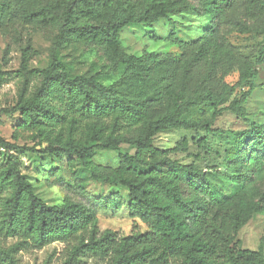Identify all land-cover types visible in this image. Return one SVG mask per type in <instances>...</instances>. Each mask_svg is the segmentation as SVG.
Returning <instances> with one entry per match:
<instances>
[{
  "label": "trees",
  "instance_id": "16d2710c",
  "mask_svg": "<svg viewBox=\"0 0 264 264\" xmlns=\"http://www.w3.org/2000/svg\"><path fill=\"white\" fill-rule=\"evenodd\" d=\"M47 2L45 16L56 22L58 36L48 66L33 72L37 87L28 93L24 83L20 90L13 110L20 118L14 137L17 131L31 133L38 140L36 145L44 146L27 151L55 159L75 157L94 182L125 189L129 216L145 229L120 237L100 231L95 217L79 205L48 206L11 162L0 172V184L8 180L11 186L4 203L7 233L21 230L39 246L71 245L64 264H77L80 257L105 264H264L262 247L242 249L236 240L250 219L264 211V194L258 201L249 200L239 186L225 197L209 187L204 171L173 162L153 147L158 134L171 130L203 131L222 138L225 132L212 126L229 113L249 126L234 134L235 158L249 161L257 170L264 168V127L250 122L245 109L252 93L261 87L255 81L256 68L264 66V44L249 63L238 58L226 41L236 31L251 30L264 39V27L255 25L264 18V0L203 4L204 14H212L218 25L193 43L176 42L179 57L128 56L118 36L131 25H151L169 15L190 12L185 0H147L138 12L131 0ZM239 5L243 15L233 16ZM74 42L103 46L111 59L109 69L92 64V76H72L59 59V49ZM199 65L204 71L195 74ZM220 67L239 70L234 85L211 86ZM111 77L116 79L112 84H102ZM161 103L164 111L155 115L153 107ZM204 111L209 118L201 122L198 117ZM123 146L126 153L116 168L94 164L97 151L121 152ZM180 147L186 151L184 140ZM16 149L0 138V155ZM246 150L252 155L249 159L242 156Z\"/></svg>",
  "mask_w": 264,
  "mask_h": 264
},
{
  "label": "rangeland",
  "instance_id": "374dc122",
  "mask_svg": "<svg viewBox=\"0 0 264 264\" xmlns=\"http://www.w3.org/2000/svg\"><path fill=\"white\" fill-rule=\"evenodd\" d=\"M131 1L136 4L138 12L147 0ZM185 1L191 9L188 13L169 15L168 19H160L151 25L125 28L118 36L121 50L128 56L153 53L159 57H179L181 53L176 42L193 43L218 25L212 14H204L203 4H210L213 0ZM47 3V0H0V138L17 148L10 154L1 153L0 172L15 162L22 178L31 184L34 195L44 204L57 207L66 203L79 205L95 217L100 231H112L120 237L132 231H144V225L129 216L125 189L94 182L75 157L55 159L37 151H27L44 146H37L38 140L32 139L31 133L17 131L14 137L20 118L13 110L17 106L20 90L24 83H27L28 93L37 87L39 81L33 72L48 66L58 36L56 22L45 16ZM41 13L42 17H39ZM232 15L242 16L243 5L235 8ZM241 23L244 24L242 20ZM255 25L264 27V18ZM226 41L238 58L249 63L254 61L259 46L264 44L262 35L253 30L247 33L236 31L227 36ZM23 58L26 59V78L22 73ZM59 59L67 64L74 77L92 76V64L105 70L111 66L108 51L103 46L86 42L62 46ZM256 70L259 77L255 84L261 87L252 93L245 109L250 122L264 127V66ZM203 71L204 66L199 65L195 74ZM238 76L237 68L228 71L220 67L211 86H232ZM115 80L111 77L102 84L108 86ZM52 104L59 105L54 101ZM152 111L155 115L162 113L164 104L154 106ZM208 118L209 113L204 111L198 120L205 122ZM212 128L224 131V137L207 135L203 131L171 130L158 134L153 140V147L167 153L168 159L173 162L204 171L209 187L225 197L242 186L247 199L260 200L264 194V168L257 170L249 161L240 162L233 154L236 147L234 134L249 129V126L233 115L224 113L216 119ZM183 140L187 144L186 151H181ZM176 148L180 150L175 152ZM124 153L125 146L121 152L97 151L93 162L105 168H116ZM245 155H248L247 159L252 156L249 150L242 156ZM236 180L241 184H236ZM10 192V183L5 180L0 184V264H64L71 245L54 242L39 246L21 230L13 235L7 233L3 216L5 199ZM236 240L242 249L256 251L262 247L264 254V211L250 219L239 231ZM77 264L105 262L80 257Z\"/></svg>",
  "mask_w": 264,
  "mask_h": 264
}]
</instances>
